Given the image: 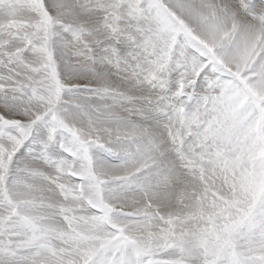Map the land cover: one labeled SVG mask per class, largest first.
<instances>
[{"label":"snow or ice","instance_id":"1","mask_svg":"<svg viewBox=\"0 0 264 264\" xmlns=\"http://www.w3.org/2000/svg\"><path fill=\"white\" fill-rule=\"evenodd\" d=\"M0 264H264V0H0Z\"/></svg>","mask_w":264,"mask_h":264}]
</instances>
